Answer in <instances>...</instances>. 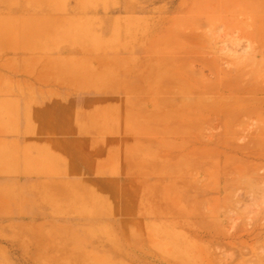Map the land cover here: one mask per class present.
I'll list each match as a JSON object with an SVG mask.
<instances>
[{"label": "rangeland", "instance_id": "1", "mask_svg": "<svg viewBox=\"0 0 264 264\" xmlns=\"http://www.w3.org/2000/svg\"><path fill=\"white\" fill-rule=\"evenodd\" d=\"M68 44L108 97L74 186L5 190L0 264H264V0H0V111Z\"/></svg>", "mask_w": 264, "mask_h": 264}, {"label": "crops", "instance_id": "2", "mask_svg": "<svg viewBox=\"0 0 264 264\" xmlns=\"http://www.w3.org/2000/svg\"><path fill=\"white\" fill-rule=\"evenodd\" d=\"M69 49L74 52L76 47L53 46L46 55L49 64L42 66V74L22 77L25 87L5 98L10 99L12 111H0V198L8 189L24 191L49 183L57 188L70 187L77 181L81 171L76 159L77 109L95 110L101 106L95 102L77 107V94H93V99L103 100L109 92L107 81L99 77L76 79L71 74L74 67L70 64L84 56ZM106 57L111 58V54ZM88 58L93 56L87 55ZM28 85L35 88V93L28 91ZM32 99L41 101L35 114L23 102Z\"/></svg>", "mask_w": 264, "mask_h": 264}, {"label": "bare ground", "instance_id": "3", "mask_svg": "<svg viewBox=\"0 0 264 264\" xmlns=\"http://www.w3.org/2000/svg\"><path fill=\"white\" fill-rule=\"evenodd\" d=\"M68 117V116H67Z\"/></svg>", "mask_w": 264, "mask_h": 264}]
</instances>
